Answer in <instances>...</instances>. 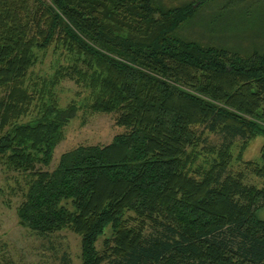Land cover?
I'll return each mask as SVG.
<instances>
[{
  "label": "trees",
  "instance_id": "1",
  "mask_svg": "<svg viewBox=\"0 0 264 264\" xmlns=\"http://www.w3.org/2000/svg\"><path fill=\"white\" fill-rule=\"evenodd\" d=\"M59 48L72 62L36 74ZM65 79L82 104H60ZM85 106L125 131L45 169ZM260 136L264 0H0V172L22 177L19 224L71 230L81 264H264V185L246 183L264 177V142L243 158Z\"/></svg>",
  "mask_w": 264,
  "mask_h": 264
},
{
  "label": "rangeland",
  "instance_id": "2",
  "mask_svg": "<svg viewBox=\"0 0 264 264\" xmlns=\"http://www.w3.org/2000/svg\"><path fill=\"white\" fill-rule=\"evenodd\" d=\"M199 16H203L202 13H199ZM199 16L196 19H199ZM197 31L200 38L207 41L206 31L201 28L194 32L198 33ZM215 37L219 43L229 42L232 45L233 43L244 45L246 42L237 38L236 35H227V33ZM43 56V60L40 59L33 69L40 76L52 74L59 66L72 62L73 58L72 54L60 48L56 52L50 49ZM58 85L57 92L62 106L73 100L82 104L83 98L87 96V91L71 79L62 80ZM116 121L115 113L103 114L93 112L86 106L82 108L81 112L65 127V136L55 149L50 167H45V169H54L61 154L77 146L84 144L107 145L114 136L125 131L123 126L116 124ZM209 137L212 143L221 141V138L214 133ZM242 142L243 140L238 138L232 146L234 154L232 169L236 172L243 170L244 167L243 162L237 158ZM263 142L264 139L261 136L252 139L243 153V158L259 160ZM21 178L16 172L9 171L4 167L0 172V264H61V259L65 255L70 257L72 264H81L80 237L71 230L65 229L49 237H39L19 224L17 207L23 200V192H21L19 184ZM246 183L262 187L264 177L260 178L250 172L247 173ZM260 216L264 218V209Z\"/></svg>",
  "mask_w": 264,
  "mask_h": 264
}]
</instances>
